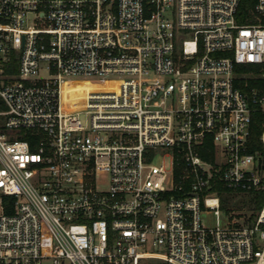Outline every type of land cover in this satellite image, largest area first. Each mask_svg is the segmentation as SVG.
I'll list each match as a JSON object with an SVG mask.
<instances>
[{
  "label": "built area",
  "instance_id": "1",
  "mask_svg": "<svg viewBox=\"0 0 264 264\" xmlns=\"http://www.w3.org/2000/svg\"><path fill=\"white\" fill-rule=\"evenodd\" d=\"M240 4L0 0V264H43L44 227L56 264H264V200L220 192L264 194V0Z\"/></svg>",
  "mask_w": 264,
  "mask_h": 264
},
{
  "label": "rangeland",
  "instance_id": "2",
  "mask_svg": "<svg viewBox=\"0 0 264 264\" xmlns=\"http://www.w3.org/2000/svg\"><path fill=\"white\" fill-rule=\"evenodd\" d=\"M34 17V13L30 12L28 14V18L29 21L32 22ZM44 62V61H42ZM44 63H42L43 65ZM41 73H43L44 75H48V71L45 68H41ZM238 75H243L244 78L246 77H251V78H258L260 76V72L259 71H254L251 73H243V72H239L237 73ZM87 81H91V80H87ZM253 83H262L263 81H257L256 79L252 80ZM95 86V85H94ZM88 88L92 89L93 86L90 85L88 86ZM4 108L5 107V103L2 100V98L0 97V108ZM80 117L81 119L85 122L88 118V114L85 111L80 112ZM5 117L4 115L0 116V121L3 120ZM165 162L167 163V165H170L171 162V156L170 155H166L164 157ZM248 193L246 192H237V191H233L230 190L228 192V196L229 199H227L226 204L223 205V209L226 210V212H229L228 207L229 206H235L237 208H245V207H249L248 204ZM202 220L207 223L208 225H213L216 223V216L214 215V212L210 209H205L202 211ZM222 218L223 221L225 220V211H223L222 213ZM43 238H44V243H45V249H44V253H45V257L43 259V264H56L53 260L52 257V244H53V237L51 235V232L49 231V229L47 227H44L43 229ZM62 264H71V262L68 259H64Z\"/></svg>",
  "mask_w": 264,
  "mask_h": 264
},
{
  "label": "trees",
  "instance_id": "3",
  "mask_svg": "<svg viewBox=\"0 0 264 264\" xmlns=\"http://www.w3.org/2000/svg\"><path fill=\"white\" fill-rule=\"evenodd\" d=\"M256 0H241V4L239 7V20L241 21H247L250 19L249 15L251 14V9L254 7ZM13 58H15V53H13ZM92 85L94 88V81H87L82 80L78 83L77 91L82 94L85 89L88 88V86ZM221 187V199H222V205L226 204L227 199H229L228 192L230 191L228 188L220 186ZM248 204L253 203L254 208L256 210L260 209L263 200H264V194L261 191H257L254 193H248ZM252 205V204H251Z\"/></svg>",
  "mask_w": 264,
  "mask_h": 264
},
{
  "label": "bare ground",
  "instance_id": "4",
  "mask_svg": "<svg viewBox=\"0 0 264 264\" xmlns=\"http://www.w3.org/2000/svg\"><path fill=\"white\" fill-rule=\"evenodd\" d=\"M82 81V80H76V81H72L70 83H66L64 85V88H63V91L65 93V95L67 96L69 93L71 94H74L76 96H81L83 94L86 93V91L90 90V88H87L84 90V92L82 94H80L78 91H77V86H78V83ZM92 81V80H91ZM73 95V96H74Z\"/></svg>",
  "mask_w": 264,
  "mask_h": 264
}]
</instances>
